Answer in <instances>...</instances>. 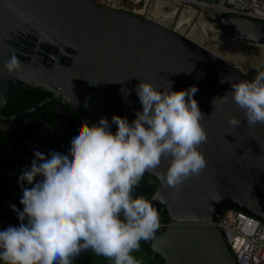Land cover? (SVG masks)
Masks as SVG:
<instances>
[{
	"label": "water",
	"instance_id": "obj_1",
	"mask_svg": "<svg viewBox=\"0 0 264 264\" xmlns=\"http://www.w3.org/2000/svg\"><path fill=\"white\" fill-rule=\"evenodd\" d=\"M11 47L23 63L13 76L4 67ZM258 70L264 71V22L254 19L222 14L212 23L202 10L175 0H150L146 17L94 0H0V135L31 127L30 114L47 104L63 114L58 126L42 120L22 142L16 158L23 169L36 151L67 153L61 136L79 109L90 124L106 117L115 132L114 115L131 123L142 110L136 92L142 80L159 87L171 81L172 90L198 88L206 168L179 189L146 172L158 182L149 200L170 222L147 241L161 264H237L217 226L196 224L215 222L226 209L264 224V124L247 125L231 96L232 83L251 80ZM16 87L49 96L6 116ZM233 117L242 121L238 128L229 126ZM20 121L22 129L15 127ZM43 127L51 135H39ZM169 162L163 159L158 171L166 172ZM155 194L161 200L152 201Z\"/></svg>",
	"mask_w": 264,
	"mask_h": 264
},
{
	"label": "clouds",
	"instance_id": "obj_2",
	"mask_svg": "<svg viewBox=\"0 0 264 264\" xmlns=\"http://www.w3.org/2000/svg\"><path fill=\"white\" fill-rule=\"evenodd\" d=\"M138 5L135 8H142ZM11 53L4 67L13 76L23 63L17 49L11 47ZM231 88L232 100L244 111L247 125L264 124V71L258 70L251 80L232 83ZM197 91L196 86L172 90L171 81L159 87L142 80L136 88L142 110L133 122L114 115L117 130L112 132L106 117L99 123L84 121L71 148L65 150L68 154L51 151L46 156L36 151L31 167L19 177L23 210L11 205L20 224L0 230V261L73 264L91 249L114 264H140L132 253L142 240L156 238L161 220L148 198L133 197L134 187L146 172H152L161 183L179 189L207 166L199 150L207 141V131L202 125L205 114L195 99ZM241 122L235 117L228 121L237 128ZM165 158L170 161L166 172L158 171ZM38 176L42 179L36 181ZM24 181L34 186L24 187ZM157 200L159 194L152 197Z\"/></svg>",
	"mask_w": 264,
	"mask_h": 264
},
{
	"label": "trees",
	"instance_id": "obj_3",
	"mask_svg": "<svg viewBox=\"0 0 264 264\" xmlns=\"http://www.w3.org/2000/svg\"><path fill=\"white\" fill-rule=\"evenodd\" d=\"M48 96V92L16 87L14 88L10 100L4 106L3 113L7 116L13 115L20 111L26 110L31 106H34ZM51 104H47L32 113V117L34 118H32L33 125L31 127L21 131H16L14 129H5L1 131L0 164L2 166L5 165L17 168L20 170V174L14 177L3 176L0 178V229L3 225V222H7V224L10 226L16 227H18L20 224V220L18 218L13 215L11 216L5 210V203L8 200H14L19 206L24 207L20 203V200L23 196V191L21 188V181L19 180V177L22 175V171L24 169L23 163L16 158V153L21 147L22 142L32 136L33 129L40 124L41 120L47 124L58 126L63 119L60 113L56 109L52 108L53 106ZM84 120L85 114L81 109H79L61 136V149L63 151L69 150L71 148V140L76 135L78 127ZM25 151V149H22V153ZM9 154H11V157H9ZM40 179H42V177L38 176L36 181H39ZM157 185L158 182L156 178L149 173H145L139 184L134 187L132 193L133 197L144 196L149 199L155 191ZM32 186L34 185H29L27 183V187ZM158 212L160 215V220L166 225L168 223V218L166 216L165 210L161 208V210ZM139 250L148 255L149 262L147 264H161V257H159L156 253H154V251L150 249L147 241L142 240L140 242Z\"/></svg>",
	"mask_w": 264,
	"mask_h": 264
},
{
	"label": "built area",
	"instance_id": "obj_4",
	"mask_svg": "<svg viewBox=\"0 0 264 264\" xmlns=\"http://www.w3.org/2000/svg\"><path fill=\"white\" fill-rule=\"evenodd\" d=\"M103 7L111 9L123 8L131 10L140 16L146 17L147 8L150 0H129L134 7L128 9L120 5V0H94ZM143 2L142 8H135L140 2ZM183 2L192 7H195L206 13L214 23H217L222 14L240 16L244 18L254 19L264 22V0H215L209 2L206 0H175ZM212 22V23H213ZM68 154V151L67 153ZM20 174L17 168L1 165L0 178L3 176L14 177ZM16 205V208L23 210L14 200H8L5 204L6 211L18 218V213L11 205ZM19 219V218H18ZM164 222L160 221V228L165 226ZM209 224L217 226L223 233L227 247L233 254L237 264H264V224L261 220L248 215L245 212L235 209L225 210L220 218L215 222L196 223Z\"/></svg>",
	"mask_w": 264,
	"mask_h": 264
},
{
	"label": "rangeland",
	"instance_id": "obj_5",
	"mask_svg": "<svg viewBox=\"0 0 264 264\" xmlns=\"http://www.w3.org/2000/svg\"><path fill=\"white\" fill-rule=\"evenodd\" d=\"M120 1H121L120 5H122L123 7H126V8L129 7L130 9H132L134 6L129 0H120ZM206 1L214 2L215 0H206ZM138 6L142 7V3H140ZM147 7L148 5L146 6V8ZM119 9L123 11V8H120V6H119ZM205 18L209 20L210 22H213L209 18L208 13H206ZM132 255H134L136 259L140 261V264H147L149 262L148 255L146 253L141 252V250L139 249L134 251ZM73 264H114V262L106 257L98 256L97 254H95L94 251L89 249L85 252H82L77 258H75L73 260Z\"/></svg>",
	"mask_w": 264,
	"mask_h": 264
},
{
	"label": "crops",
	"instance_id": "obj_6",
	"mask_svg": "<svg viewBox=\"0 0 264 264\" xmlns=\"http://www.w3.org/2000/svg\"><path fill=\"white\" fill-rule=\"evenodd\" d=\"M26 123L24 121H20V122H17V125L15 127H17L18 129H22L24 127ZM13 125V124H12ZM51 128L49 127H43V128H39L37 129V132L39 135H44V134H47V135H51ZM26 151L23 153L24 156H26ZM24 187H27V186H24ZM6 204V203H5ZM6 210V209H5ZM8 212V211H7ZM11 216L12 214L10 212H8ZM5 225V226H4ZM10 225L7 224V222H3V225L1 226V229L0 230H5L7 227H9ZM0 264H4V262L0 261Z\"/></svg>",
	"mask_w": 264,
	"mask_h": 264
},
{
	"label": "flooded vegetation",
	"instance_id": "obj_7",
	"mask_svg": "<svg viewBox=\"0 0 264 264\" xmlns=\"http://www.w3.org/2000/svg\"><path fill=\"white\" fill-rule=\"evenodd\" d=\"M52 106H53V104H51ZM21 112V111H20ZM59 113H60V115L62 116L63 114L60 112V111H58ZM16 114V113H15ZM5 115V114H4ZM7 116V115H6ZM8 116H10V115H8ZM33 115L32 114H30V117L31 118H34V117H32ZM41 118H43V117H41ZM42 121V120H41ZM40 123H42V122H40ZM42 125H43V123H42ZM50 125V124H49Z\"/></svg>",
	"mask_w": 264,
	"mask_h": 264
}]
</instances>
